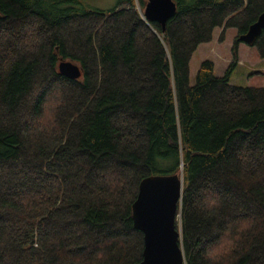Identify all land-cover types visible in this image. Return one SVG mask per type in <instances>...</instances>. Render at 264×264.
Listing matches in <instances>:
<instances>
[{
	"label": "trees",
	"instance_id": "trees-1",
	"mask_svg": "<svg viewBox=\"0 0 264 264\" xmlns=\"http://www.w3.org/2000/svg\"><path fill=\"white\" fill-rule=\"evenodd\" d=\"M173 1L162 29L146 0H0V264L140 261L139 182L173 172L185 264H264V86L230 82L264 0ZM216 28L231 62L190 84ZM248 45L264 59V29Z\"/></svg>",
	"mask_w": 264,
	"mask_h": 264
},
{
	"label": "water",
	"instance_id": "water-1",
	"mask_svg": "<svg viewBox=\"0 0 264 264\" xmlns=\"http://www.w3.org/2000/svg\"><path fill=\"white\" fill-rule=\"evenodd\" d=\"M173 0H146L145 20L157 22L164 29L175 14ZM264 29V11L239 36L245 44H252ZM58 72L69 79H78L81 68L70 60H60ZM183 190L180 173L152 174L142 178L137 196L132 203V220L135 229L143 235L142 259L134 264H185L181 247V231L175 226L177 207Z\"/></svg>",
	"mask_w": 264,
	"mask_h": 264
},
{
	"label": "rangeland",
	"instance_id": "rangeland-1",
	"mask_svg": "<svg viewBox=\"0 0 264 264\" xmlns=\"http://www.w3.org/2000/svg\"><path fill=\"white\" fill-rule=\"evenodd\" d=\"M116 1L117 0H80V5L100 9H109L116 4ZM220 34L221 28H216L213 31L212 39L208 42L200 44L197 50L191 56L188 66V77L190 84L194 83L195 73L200 63L204 60H210L212 62L214 61V69L219 76L224 73L222 72V69L224 66L225 57H232L231 48L234 38L237 35V30L235 28L225 29L222 38H220ZM239 44L240 45L238 46H240L241 50L240 61H242L241 64H236L237 66L235 65L232 70V83L242 86H264V68H262L260 65H257L256 63L257 60L264 62V59L259 57L254 46L245 44L243 42ZM229 63H227V66ZM263 64L264 63H262V65Z\"/></svg>",
	"mask_w": 264,
	"mask_h": 264
},
{
	"label": "crops",
	"instance_id": "crops-1",
	"mask_svg": "<svg viewBox=\"0 0 264 264\" xmlns=\"http://www.w3.org/2000/svg\"><path fill=\"white\" fill-rule=\"evenodd\" d=\"M202 44V43H201ZM240 45V44H239ZM241 50H240V46H238V48H237V54H238V61H237V65H239V64H241V61H240V55H241V52H240ZM231 58L232 57H230V56H228V57H225V61H224V66H223V69H222V72H224L225 71V68H226V66H227V63H229V62H231ZM214 62V61H213ZM257 65H260V66H262V68H264V64L262 65V63H264V62H262L261 60H257ZM236 65V66H237ZM260 69V68H259ZM255 70V69H254ZM253 71V70H252ZM214 73H215V75H217V76H219L216 72H215V69H214ZM232 73H233V71L231 72V75H230V82L232 83ZM232 84H234V83H232Z\"/></svg>",
	"mask_w": 264,
	"mask_h": 264
}]
</instances>
